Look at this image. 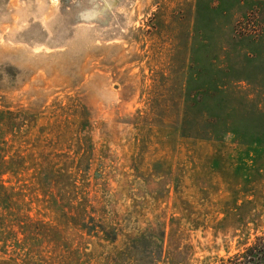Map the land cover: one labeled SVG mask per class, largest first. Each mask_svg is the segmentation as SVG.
Listing matches in <instances>:
<instances>
[{
    "label": "rangeland",
    "instance_id": "obj_1",
    "mask_svg": "<svg viewBox=\"0 0 264 264\" xmlns=\"http://www.w3.org/2000/svg\"><path fill=\"white\" fill-rule=\"evenodd\" d=\"M259 238L264 0H0V264H228Z\"/></svg>",
    "mask_w": 264,
    "mask_h": 264
},
{
    "label": "trees",
    "instance_id": "obj_2",
    "mask_svg": "<svg viewBox=\"0 0 264 264\" xmlns=\"http://www.w3.org/2000/svg\"><path fill=\"white\" fill-rule=\"evenodd\" d=\"M116 240V238H111ZM264 256V238H259L256 242L247 247L241 254L234 256L228 260V264H260Z\"/></svg>",
    "mask_w": 264,
    "mask_h": 264
}]
</instances>
